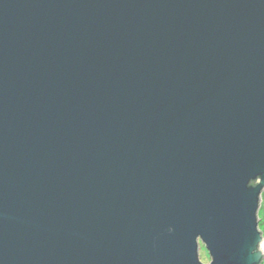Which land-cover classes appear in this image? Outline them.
Returning a JSON list of instances; mask_svg holds the SVG:
<instances>
[{
    "label": "water",
    "instance_id": "obj_1",
    "mask_svg": "<svg viewBox=\"0 0 264 264\" xmlns=\"http://www.w3.org/2000/svg\"><path fill=\"white\" fill-rule=\"evenodd\" d=\"M263 190L264 0H0V264H261Z\"/></svg>",
    "mask_w": 264,
    "mask_h": 264
},
{
    "label": "rangeland",
    "instance_id": "obj_2",
    "mask_svg": "<svg viewBox=\"0 0 264 264\" xmlns=\"http://www.w3.org/2000/svg\"><path fill=\"white\" fill-rule=\"evenodd\" d=\"M257 215H258V218H259L258 227L261 230L262 235L264 237V190L262 191V194H261V201H260V206H259ZM199 252H200L201 261L208 262L210 260L207 252L205 251V249L203 247H201Z\"/></svg>",
    "mask_w": 264,
    "mask_h": 264
},
{
    "label": "built area",
    "instance_id": "obj_3",
    "mask_svg": "<svg viewBox=\"0 0 264 264\" xmlns=\"http://www.w3.org/2000/svg\"><path fill=\"white\" fill-rule=\"evenodd\" d=\"M262 237H263V235H262ZM263 238H264V237H263ZM262 250H263V252H264V241L262 242ZM263 260H264V257H263ZM261 264H264V261H262Z\"/></svg>",
    "mask_w": 264,
    "mask_h": 264
},
{
    "label": "trees",
    "instance_id": "obj_4",
    "mask_svg": "<svg viewBox=\"0 0 264 264\" xmlns=\"http://www.w3.org/2000/svg\"><path fill=\"white\" fill-rule=\"evenodd\" d=\"M255 183H256V181H252V182H251V184H255Z\"/></svg>",
    "mask_w": 264,
    "mask_h": 264
}]
</instances>
